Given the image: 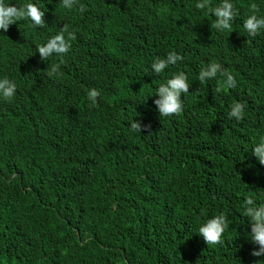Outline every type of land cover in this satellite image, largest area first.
<instances>
[{
	"label": "trees",
	"instance_id": "trees-1",
	"mask_svg": "<svg viewBox=\"0 0 264 264\" xmlns=\"http://www.w3.org/2000/svg\"><path fill=\"white\" fill-rule=\"evenodd\" d=\"M32 2L43 28L19 21L0 32V77L17 84L0 100V264L264 262L243 215L245 199L262 202L264 190L251 155L264 135V30L249 37L242 27L264 16V0H233L238 15L222 32L197 0ZM65 25L75 33L69 51L41 60L35 44ZM170 51L183 59L152 75L153 57ZM209 62L236 87L219 76L201 85ZM174 73L189 94L179 114L160 118L149 96ZM89 88L100 93L95 106ZM234 101L245 105L240 121L226 116ZM221 213L227 227L207 246L197 227Z\"/></svg>",
	"mask_w": 264,
	"mask_h": 264
},
{
	"label": "clouds",
	"instance_id": "clouds-1",
	"mask_svg": "<svg viewBox=\"0 0 264 264\" xmlns=\"http://www.w3.org/2000/svg\"><path fill=\"white\" fill-rule=\"evenodd\" d=\"M63 9H72L75 0H59ZM197 9H207L214 19V27L218 32L230 31L234 18L238 15V10L234 7L233 0H218L215 6L210 7L207 0H197L195 5ZM255 8V5L252 6ZM81 10H83L81 6ZM45 12L39 7V3L29 2L23 4L9 3L7 0H0V32L6 33L9 26L19 21H25L28 28H43ZM242 27L249 37H256L264 30V16H258L255 13L247 15L242 21ZM67 33V36L65 35ZM75 38L74 32H69L67 25L63 26L55 35L47 38L44 43L35 44V51L39 54L41 60H46L53 55L61 56L66 54L70 47V41ZM183 57L174 51H170L165 57H153L150 63L151 74L160 76L165 69L176 65ZM46 74L51 77L58 74L56 65L47 67ZM222 78L223 87L232 89L236 87L235 77L218 63L209 62L202 64L197 80L202 85L208 80ZM17 84L8 77H0V100L11 101L15 96ZM219 91V89L217 90ZM189 94V83L184 73H174L164 82L159 83L153 89V94L149 97H156L153 103L156 107L159 117H169L179 114L182 111V96ZM100 95L96 88H89L86 98L90 106L97 104V98ZM245 115V105L240 101H234L228 106L226 116L230 120L240 121ZM129 129L135 133H141V125L133 121ZM251 155L255 157L259 165L264 166V135H261L251 147ZM263 175V174H262ZM264 177V175H263ZM256 180V179H255ZM258 181V180H256ZM261 182V181H260ZM262 202L257 203L255 198H246L243 215L249 222V238L258 245V250H251V254L259 257L264 256V190H258ZM227 227L226 217L223 213L214 215L198 225V235L203 239L207 246L215 245L221 241L225 228ZM264 264V262H259Z\"/></svg>",
	"mask_w": 264,
	"mask_h": 264
}]
</instances>
